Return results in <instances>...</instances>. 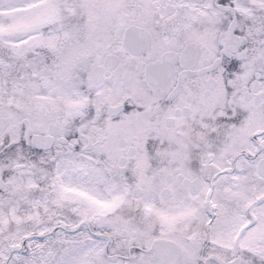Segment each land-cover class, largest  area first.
<instances>
[{
    "label": "snow or ice",
    "instance_id": "1",
    "mask_svg": "<svg viewBox=\"0 0 264 264\" xmlns=\"http://www.w3.org/2000/svg\"><path fill=\"white\" fill-rule=\"evenodd\" d=\"M0 264H264V0H0Z\"/></svg>",
    "mask_w": 264,
    "mask_h": 264
}]
</instances>
